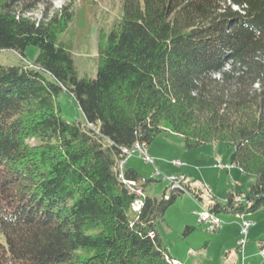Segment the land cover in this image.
<instances>
[{
    "label": "trees",
    "instance_id": "16d2710c",
    "mask_svg": "<svg viewBox=\"0 0 264 264\" xmlns=\"http://www.w3.org/2000/svg\"><path fill=\"white\" fill-rule=\"evenodd\" d=\"M119 1L90 78L60 41L74 0H0V51L38 48L32 64H0V264H172L157 224L178 197L202 201V191L185 180L158 199L145 194L154 178L120 168L124 149L163 133L187 151L226 143L231 165L256 177L246 193L211 197L209 211L264 209V0ZM63 91L85 123L62 116Z\"/></svg>",
    "mask_w": 264,
    "mask_h": 264
},
{
    "label": "rangeland",
    "instance_id": "374dc122",
    "mask_svg": "<svg viewBox=\"0 0 264 264\" xmlns=\"http://www.w3.org/2000/svg\"><path fill=\"white\" fill-rule=\"evenodd\" d=\"M70 1L53 0V5L60 8ZM74 2L77 18L71 29L60 36V41L71 48L79 76L96 78L99 47L114 22L121 16V1L96 0L86 6L82 0ZM43 11V7H40L32 16L40 20ZM37 56L38 48L34 46L26 49L24 57L13 50H2L0 64H32ZM58 102L62 116L67 121L86 122L84 113L71 94L61 92ZM148 147L147 154L153 158V163L146 162L139 155L131 156L127 161L128 166L140 167L146 179L154 178L146 186V195L161 199L165 191L170 194V181L166 180L169 176H174L177 180L186 178L187 183L194 187L199 186L202 191V201L190 193L178 197L168 208L165 221L157 224L162 244L170 254L180 264H264L260 249L261 242L264 241V209L246 214V220L253 223L247 237L242 235V220L235 214H217L222 222V227L217 231H210L199 222L198 213H212L207 209L211 197L216 196L219 201L225 202L228 193H246L256 182L255 176H246L240 169L228 172L216 167L218 164L232 166L233 147L219 142L187 151L183 138L173 133L161 134ZM150 147L157 155L152 153ZM175 162H180L181 167L175 166ZM235 171L238 174L235 175ZM242 175L246 178H241ZM176 183L183 185V182ZM187 225L196 226V230L183 236ZM243 240L245 244L241 248L240 241Z\"/></svg>",
    "mask_w": 264,
    "mask_h": 264
},
{
    "label": "built area",
    "instance_id": "2783aa9c",
    "mask_svg": "<svg viewBox=\"0 0 264 264\" xmlns=\"http://www.w3.org/2000/svg\"><path fill=\"white\" fill-rule=\"evenodd\" d=\"M126 159L121 163L120 168L121 171L123 167L126 165V162L129 157L134 155H139V157L145 159L148 163H153L154 160L151 158L147 153V145L145 143H136L135 146L132 149H124L123 150ZM175 166L181 167L180 162H175ZM233 166V165H232ZM232 166H225L222 164L216 165L219 169H230ZM158 175V172H156ZM120 179L123 180L126 187L129 189L130 192H135L137 196H143V190L140 187H137V184L133 181H127L124 179L123 175L120 176ZM166 180L170 181L169 190L174 191L176 190V182H185L186 178L182 179H175L174 176H169L166 178ZM238 218L242 220L240 224L241 233L243 236L247 237L250 228L252 227L253 223L249 220H246V215H236ZM199 222L201 225H205L208 230L210 231H217L222 227V222L214 215V216H206L203 214V212L200 213V220ZM245 244V240L240 241V247L243 248ZM262 255L264 256V251H262ZM172 264H179L177 261H172Z\"/></svg>",
    "mask_w": 264,
    "mask_h": 264
},
{
    "label": "crops",
    "instance_id": "0c3cea01",
    "mask_svg": "<svg viewBox=\"0 0 264 264\" xmlns=\"http://www.w3.org/2000/svg\"><path fill=\"white\" fill-rule=\"evenodd\" d=\"M203 147V146H202ZM202 147H200V148H202ZM149 147H147V152L149 153V149H148ZM199 148V149H200ZM150 150L152 151V153L153 154H155V155H157V153H156V151H154L153 149H152V147H150ZM127 166H128V162H127ZM128 167H131V168H134V169H136L144 178H145V176L143 175V170L140 168V167H133V165H131V166H128ZM234 169H240V168H238V167H232V168H230V169H222V170H226V171H228V172H231L232 170H234ZM229 170H231V171H229ZM240 171L244 174V175H246V176H249V175H247V174H245L241 169H240ZM240 172V173H241ZM145 174V173H144ZM234 174L236 175V174H238V172H234ZM244 175H242L241 176V178H246V177H244ZM189 184V183H188ZM190 185V184H189ZM191 187H193V188H197V189H199L198 187L199 186H192V185H190ZM241 187V186H240ZM212 196V195H211ZM213 197H216V196H213ZM217 198V197H216ZM247 216V215H246ZM169 251V250H168ZM172 256V255H171ZM173 257V256H172ZM174 258V257H173ZM176 259V258H175ZM176 261H178V260H176Z\"/></svg>",
    "mask_w": 264,
    "mask_h": 264
},
{
    "label": "bare ground",
    "instance_id": "6f19581e",
    "mask_svg": "<svg viewBox=\"0 0 264 264\" xmlns=\"http://www.w3.org/2000/svg\"><path fill=\"white\" fill-rule=\"evenodd\" d=\"M176 189H181L183 187V185H180L178 183H176ZM137 206H139V203H136ZM204 215L206 216H214L215 214L214 213H208L207 211L203 213ZM199 217H200V213H198ZM239 215H244V214H239ZM216 216V215H215ZM217 217V216H216Z\"/></svg>",
    "mask_w": 264,
    "mask_h": 264
}]
</instances>
